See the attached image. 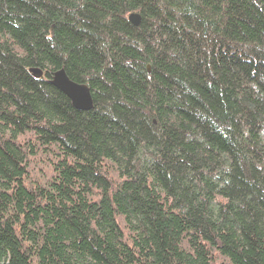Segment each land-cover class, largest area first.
Masks as SVG:
<instances>
[{
	"label": "trees",
	"instance_id": "16d2710c",
	"mask_svg": "<svg viewBox=\"0 0 264 264\" xmlns=\"http://www.w3.org/2000/svg\"><path fill=\"white\" fill-rule=\"evenodd\" d=\"M0 264H264V0H0Z\"/></svg>",
	"mask_w": 264,
	"mask_h": 264
},
{
	"label": "water",
	"instance_id": "95a60500",
	"mask_svg": "<svg viewBox=\"0 0 264 264\" xmlns=\"http://www.w3.org/2000/svg\"><path fill=\"white\" fill-rule=\"evenodd\" d=\"M128 20L134 26H139L141 23L139 14L130 15ZM31 72L36 78L43 76L41 71L31 70ZM52 84L70 99L76 109L90 111L94 108L89 87L84 83L77 84L71 81L64 70H60L54 74Z\"/></svg>",
	"mask_w": 264,
	"mask_h": 264
},
{
	"label": "bare ground",
	"instance_id": "6f19581e",
	"mask_svg": "<svg viewBox=\"0 0 264 264\" xmlns=\"http://www.w3.org/2000/svg\"><path fill=\"white\" fill-rule=\"evenodd\" d=\"M131 15H134V14H131ZM130 16V15H129ZM129 18V17H128ZM32 70H38V71H41V70H39V69H32ZM60 71V70H59ZM42 72V71H41ZM58 72V71H57ZM30 73L33 75V73L31 72V70H30ZM56 73V72H55ZM54 73V74H55ZM54 74H53V76H54ZM42 75L44 76V73L42 72ZM34 76V75H33ZM42 76V77H43ZM53 76H52V79L50 80V82L52 83V80H53ZM42 77H40V78H42ZM36 78V77H35ZM40 78H37V79H40ZM90 89V88H89ZM90 92H91V90H90ZM91 96H92V94H91ZM92 100H93V98H92Z\"/></svg>",
	"mask_w": 264,
	"mask_h": 264
}]
</instances>
